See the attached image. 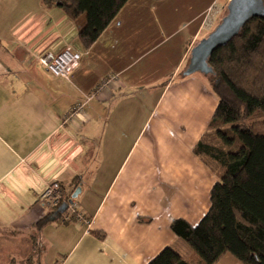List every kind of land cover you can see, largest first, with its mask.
<instances>
[{"label":"crops","instance_id":"obj_1","mask_svg":"<svg viewBox=\"0 0 264 264\" xmlns=\"http://www.w3.org/2000/svg\"><path fill=\"white\" fill-rule=\"evenodd\" d=\"M214 1L199 2L174 36L166 33L174 20L150 24L144 0H128L84 49L83 17L72 21L41 0H0V264H148L167 247L195 259L169 224L196 226L219 179L192 153L217 100L206 76H182L190 50L210 32L201 26ZM66 47L81 55L68 80L38 62ZM110 75L117 81L87 101ZM55 182L70 198L80 189L73 200L84 221L65 213L36 226L55 211L37 201ZM217 264L240 263L226 254Z\"/></svg>","mask_w":264,"mask_h":264},{"label":"trees","instance_id":"obj_2","mask_svg":"<svg viewBox=\"0 0 264 264\" xmlns=\"http://www.w3.org/2000/svg\"><path fill=\"white\" fill-rule=\"evenodd\" d=\"M127 1L41 0V4L61 10L72 21L83 17L77 39L88 49ZM208 65L214 76L205 78L207 88L217 105L192 153L222 174L209 192V209L196 226L181 218L169 224L195 259H184L167 247L148 264H217L226 254L240 264H264V133L246 125L256 111L264 113V17L247 22L212 53ZM66 212L56 209L36 226L60 220Z\"/></svg>","mask_w":264,"mask_h":264},{"label":"built area","instance_id":"obj_3","mask_svg":"<svg viewBox=\"0 0 264 264\" xmlns=\"http://www.w3.org/2000/svg\"><path fill=\"white\" fill-rule=\"evenodd\" d=\"M221 7L218 5V0L207 9L202 28L206 31H211L216 24V21L221 13ZM81 55L80 53L72 50L70 47L64 48L58 54L45 53L38 57L40 65L51 75L57 78L68 80L73 72L79 66ZM117 76L110 75L104 79L95 91L88 95L86 100L89 101L95 98L101 90H103L110 82H116ZM83 109V105L74 106L63 119V124L69 122L77 116ZM64 188L57 182L45 185L44 189L38 196V203L43 207L56 210L62 204H67V215L65 220L74 219L76 221H84L82 214L79 212L77 204L70 197L67 198Z\"/></svg>","mask_w":264,"mask_h":264},{"label":"water","instance_id":"obj_4","mask_svg":"<svg viewBox=\"0 0 264 264\" xmlns=\"http://www.w3.org/2000/svg\"><path fill=\"white\" fill-rule=\"evenodd\" d=\"M264 17V4L262 0H229L226 13L220 19L215 28L204 38L198 41L190 50L187 65L182 76L201 74L214 76L212 68L208 65V59L219 47L226 45L243 29L251 19ZM80 189L77 188L71 196L76 199ZM67 210V204H62L57 212L63 214Z\"/></svg>","mask_w":264,"mask_h":264},{"label":"rangeland","instance_id":"obj_5","mask_svg":"<svg viewBox=\"0 0 264 264\" xmlns=\"http://www.w3.org/2000/svg\"><path fill=\"white\" fill-rule=\"evenodd\" d=\"M204 0H144L145 3V12H144V16L147 17L148 19V23L150 22V24H153L154 20H158L160 23L163 22V20H167L168 18L174 20V23H172V26L169 27L166 31L167 34L169 35H174L177 36L180 33V29H181V25L183 23H186L185 21H188L189 19H191L194 14L196 13V9L198 8V6L200 5V3H202ZM200 2V3H199ZM229 0H218V5L222 8L221 13L219 14V17L216 21L215 26L219 23L220 19L225 15L226 13V6L228 4ZM215 26L213 27V29L215 28ZM151 27H153V25H151ZM184 28V27H182ZM212 29V30H213ZM211 30V31H212ZM209 33H207L206 35H208ZM175 52H172V55L168 54V58H169V63L171 64L172 61H174L176 59V54H174ZM170 64H168V69L170 68ZM141 63L138 65L140 66ZM192 76H200V78H205L203 75H192ZM207 78V77H206ZM205 81V86L208 87L207 81L206 79H204ZM206 87V88H207ZM208 89V88H207ZM158 89H156L154 92H156ZM147 91V90H146ZM144 91V92H146ZM209 93H211V91L209 90ZM147 94V93H146ZM155 94L153 93L152 90V96L149 97L151 98V104H150V108H153L154 105V99H155ZM135 96H145L143 93H141V95L135 93ZM213 96V94H212ZM145 107H147V105H145ZM166 108V104L163 103L161 106L160 111H164ZM246 125L251 128L255 133L257 134H261L264 133V113L260 112V111H256L246 122ZM229 130V127H227ZM206 133V130L204 132V134ZM204 134L202 135L201 139L204 137ZM214 167V175L217 176L218 178L220 177V175L222 174V170H220L219 168Z\"/></svg>","mask_w":264,"mask_h":264}]
</instances>
